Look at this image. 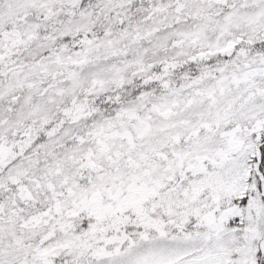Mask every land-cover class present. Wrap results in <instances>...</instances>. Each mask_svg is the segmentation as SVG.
Segmentation results:
<instances>
[{"label": "snow or ice", "instance_id": "obj_1", "mask_svg": "<svg viewBox=\"0 0 264 264\" xmlns=\"http://www.w3.org/2000/svg\"><path fill=\"white\" fill-rule=\"evenodd\" d=\"M0 264H264V0H0Z\"/></svg>", "mask_w": 264, "mask_h": 264}]
</instances>
